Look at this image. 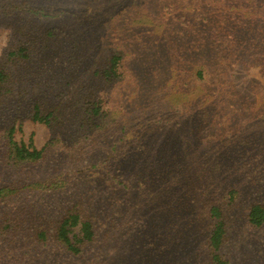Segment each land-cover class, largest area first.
Listing matches in <instances>:
<instances>
[{"label": "rangeland", "instance_id": "374dc122", "mask_svg": "<svg viewBox=\"0 0 264 264\" xmlns=\"http://www.w3.org/2000/svg\"><path fill=\"white\" fill-rule=\"evenodd\" d=\"M233 2L0 0V189L17 192L0 264H211V208L222 260L264 264L247 219L264 207V0ZM11 125L41 161L8 159ZM68 213L96 234L77 257L32 239Z\"/></svg>", "mask_w": 264, "mask_h": 264}, {"label": "trees", "instance_id": "16d2710c", "mask_svg": "<svg viewBox=\"0 0 264 264\" xmlns=\"http://www.w3.org/2000/svg\"><path fill=\"white\" fill-rule=\"evenodd\" d=\"M229 6L233 5L234 0H224ZM242 1V0H241ZM254 0H248V4L251 7V13L255 9L253 5ZM260 14V13H259ZM232 16H234L232 14ZM261 17V14H260ZM264 20V17L262 16ZM217 30V29H216ZM229 35V34H228ZM224 40V38H222ZM237 39V38H236ZM234 41V40H232ZM220 42V39L217 40ZM218 44V43H217ZM256 42L253 41L249 46L254 48ZM222 50H225V46L222 43ZM116 57L110 59V62L114 64ZM200 76V73L197 74ZM11 82V78L6 74L5 70L0 68V93L5 85ZM34 121L42 122V119L38 114H34ZM16 129L14 125H11L4 132L5 148L8 153V159L13 161L16 165L22 163H37L43 159V150H37L33 143L30 141L29 145L17 144L14 141V133ZM16 190L11 187H4L0 189V202H4L5 198L12 196ZM17 193V192H16ZM234 193V192H232ZM210 216L213 218V224L209 229V236L207 239V247L209 251V261L211 264H227L225 260H222L220 255V248L225 242V226L220 219V214L217 209L211 208ZM248 223L254 228H261L264 225V207L260 204L252 205L247 214ZM80 226L79 235L74 234L73 230ZM32 239L43 247L50 246L63 250L70 256L77 257L82 254V249L85 246L92 244L95 241V231L91 224L87 221H82L78 214L68 213L66 216L61 217L53 226H37L32 231ZM16 238V236H15ZM11 245L15 246L13 238L9 239ZM219 253V254H218Z\"/></svg>", "mask_w": 264, "mask_h": 264}]
</instances>
